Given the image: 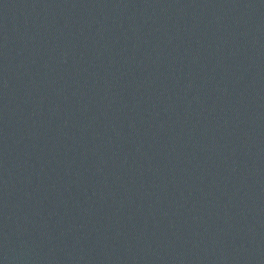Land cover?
I'll use <instances>...</instances> for the list:
<instances>
[{"label":"water","instance_id":"95a60500","mask_svg":"<svg viewBox=\"0 0 264 264\" xmlns=\"http://www.w3.org/2000/svg\"><path fill=\"white\" fill-rule=\"evenodd\" d=\"M0 264H264V0H0Z\"/></svg>","mask_w":264,"mask_h":264}]
</instances>
